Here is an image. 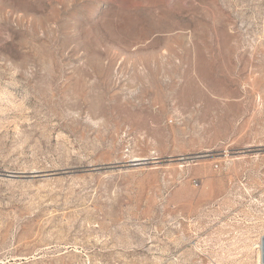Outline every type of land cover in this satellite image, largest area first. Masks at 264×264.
<instances>
[{
    "label": "rangeland",
    "instance_id": "rangeland-1",
    "mask_svg": "<svg viewBox=\"0 0 264 264\" xmlns=\"http://www.w3.org/2000/svg\"><path fill=\"white\" fill-rule=\"evenodd\" d=\"M0 264H264V0H0Z\"/></svg>",
    "mask_w": 264,
    "mask_h": 264
},
{
    "label": "bare ground",
    "instance_id": "bare-ground-1",
    "mask_svg": "<svg viewBox=\"0 0 264 264\" xmlns=\"http://www.w3.org/2000/svg\"><path fill=\"white\" fill-rule=\"evenodd\" d=\"M137 160V159H136Z\"/></svg>",
    "mask_w": 264,
    "mask_h": 264
}]
</instances>
